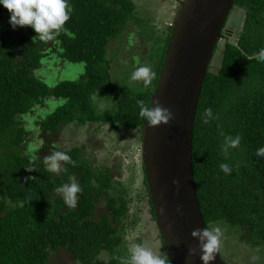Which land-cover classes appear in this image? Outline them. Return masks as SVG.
Returning <instances> with one entry per match:
<instances>
[{"label":"trees","instance_id":"obj_1","mask_svg":"<svg viewBox=\"0 0 264 264\" xmlns=\"http://www.w3.org/2000/svg\"><path fill=\"white\" fill-rule=\"evenodd\" d=\"M69 3L73 11L64 27L75 39L61 31L50 40H41L31 26L13 29L0 18V264H57L52 258L62 250L70 251L81 264H102L104 253L110 256L109 264H127L131 253L125 236L132 222L129 202L134 201L127 192L140 189V181V192H148L150 205L145 202L143 211L149 208L156 220L142 159L141 170L118 178L115 161L102 159L94 165L81 145L63 150L75 166L61 161L64 171L58 175L49 171L45 158L56 151L53 137L71 123L139 129L142 145L147 121L140 115L137 101L142 99L151 107L171 27L154 89L133 92L112 83L107 50L110 40L134 17L135 1ZM4 12L0 10V16ZM222 41L212 61L216 67L205 78L195 120L197 192L208 226L230 227L241 233L242 242L264 246V158L255 155L264 146V61L255 59L264 46V0H235ZM53 53L73 63H85L84 74L55 85L47 83L39 71ZM97 97L112 99L113 106L102 109ZM50 101L56 107L38 121L45 144L28 152L24 118ZM206 108L216 117L207 124L202 115ZM237 134L241 135L240 145L229 149L226 156L224 137ZM47 146L50 154L44 151ZM221 163L232 167L230 174L221 171ZM71 177L82 188L75 208L67 207L63 195L56 192ZM102 199L105 208L99 207ZM133 220L134 227L142 223L141 215ZM165 254L169 264H178L163 242L161 255Z\"/></svg>","mask_w":264,"mask_h":264},{"label":"water","instance_id":"obj_2","mask_svg":"<svg viewBox=\"0 0 264 264\" xmlns=\"http://www.w3.org/2000/svg\"><path fill=\"white\" fill-rule=\"evenodd\" d=\"M174 1L177 14L152 101L169 108L175 118L158 126L145 123L142 160L166 248L178 264H202L199 241L192 236L193 230L208 226L195 181L194 128L202 87L235 0ZM190 249H196L195 254ZM210 264L228 262L219 249Z\"/></svg>","mask_w":264,"mask_h":264},{"label":"rangeland","instance_id":"obj_3","mask_svg":"<svg viewBox=\"0 0 264 264\" xmlns=\"http://www.w3.org/2000/svg\"><path fill=\"white\" fill-rule=\"evenodd\" d=\"M134 1L136 3V13L121 30L120 34L110 40L107 59L110 62V78L114 85L126 86L133 92H146L154 89L156 71L164 52L170 29L169 25L173 24L176 18L178 3L174 0ZM0 10L5 11L0 16L1 21L7 27H11L9 24V10L3 6L0 7ZM221 43L223 44V41ZM140 65L149 66L154 73L151 82L147 85L143 81L131 79L132 72ZM214 67L216 65L212 63V68ZM84 72L85 63H73L59 57V54L53 53L51 58L44 60V67L39 71V75L50 85H55L63 80L78 79ZM97 102L102 109L112 107L114 103L112 99L108 100L101 97H97ZM56 105L57 103H54V101L47 102L45 107H37L34 113L25 116V124L29 131L28 152H33L36 148H40L45 144L41 137L42 129L38 126L39 116L44 115L45 117ZM45 112L47 113L44 114ZM53 140L52 146L56 148V151H63L77 145L83 146L85 155L92 160L94 165L100 164L102 159L115 161L114 164L116 165L113 168L118 178L130 173L134 175V171L141 170L139 164L142 159V146L139 129L128 127L115 129L106 123H90L85 126L71 123L63 128L59 135H55ZM29 148H31V151H29ZM44 151L50 154L49 146L45 147ZM126 182H122V184L125 185ZM138 186H140V189L137 191L127 192L129 200L132 198L134 201L129 202L131 207L129 218L132 222L128 223L129 227L126 231V248L129 250L131 246L141 244L161 255L163 240L157 223L153 219L150 209L143 211L142 208L147 203L148 192L146 190L140 192L141 181ZM141 198L142 202H139ZM99 203V207L105 208L106 202L104 199ZM137 214L138 216L141 215L142 223L134 227L133 219ZM220 226L223 229L220 251L229 264H264V246L242 242L240 239L241 233L238 230L224 225ZM127 249L121 251L126 254L128 253ZM52 262L57 264H81L76 261L73 254L68 250L57 253L52 258ZM101 262L102 264H109L110 256L108 253L101 255Z\"/></svg>","mask_w":264,"mask_h":264},{"label":"clouds","instance_id":"obj_4","mask_svg":"<svg viewBox=\"0 0 264 264\" xmlns=\"http://www.w3.org/2000/svg\"><path fill=\"white\" fill-rule=\"evenodd\" d=\"M0 5L9 10V24L13 29H16L17 26H31L36 33L35 37L41 40H50L53 36L59 35L61 31L70 38L75 39V34L64 27L65 23L71 18L73 11L69 0H0ZM171 26L172 24L169 25V27ZM255 59L264 61V46L260 47L258 53L255 55ZM153 75L154 73L149 66L140 65L132 72L131 79L143 81L147 85L151 82ZM153 103H155V106L149 107L145 104L144 100L137 101L140 115L146 119L150 126H158L161 123L168 124L175 118L174 113L169 108L162 106L159 101H152V105ZM202 115L205 124L209 123L210 119L216 118L213 116L211 108H206ZM221 135L224 134L221 133ZM240 140V134H237L235 137L231 135L225 136L222 146L224 154L227 156L229 149L237 148L240 145ZM29 151H31V148H29ZM255 155L264 158V146L258 148ZM45 159L49 162V171L57 175L64 171V167L60 163L61 161L75 166V161L64 151H53ZM219 168L226 174H230L232 171V167L228 163H221ZM28 169L31 170V168ZM70 181L69 184L58 187L56 192L57 194H63L64 203L67 207L75 208L78 199L77 194L82 191V188L75 177H71ZM173 183L179 185L180 182L179 180H174ZM161 212H163V209ZM177 212L181 215L183 214L180 207L177 208ZM222 235L223 229L218 223L206 226L203 229L193 230L192 236L199 241L202 264H210V262L216 259V254L219 252L221 246ZM129 251L131 255L127 264H169V258L166 254L160 255L141 244L131 246ZM195 252L196 249H190L191 254H195Z\"/></svg>","mask_w":264,"mask_h":264},{"label":"flooded vegetation","instance_id":"obj_5","mask_svg":"<svg viewBox=\"0 0 264 264\" xmlns=\"http://www.w3.org/2000/svg\"><path fill=\"white\" fill-rule=\"evenodd\" d=\"M152 214V213H151ZM156 221V220H155ZM159 230V229H158ZM160 233V232H159ZM160 236H161V234H160ZM163 247V246H162Z\"/></svg>","mask_w":264,"mask_h":264}]
</instances>
